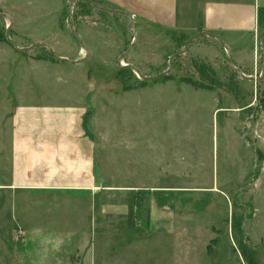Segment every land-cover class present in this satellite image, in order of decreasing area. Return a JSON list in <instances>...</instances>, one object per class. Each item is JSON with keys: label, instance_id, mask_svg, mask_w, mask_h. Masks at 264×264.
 <instances>
[{"label": "rangeland", "instance_id": "obj_1", "mask_svg": "<svg viewBox=\"0 0 264 264\" xmlns=\"http://www.w3.org/2000/svg\"><path fill=\"white\" fill-rule=\"evenodd\" d=\"M34 2L0 0V35H8L9 41L23 49L19 56L22 79L11 83V90L8 84L0 83V189L9 184L11 172L14 90L23 92L20 99L24 103L49 104L74 101L83 88L81 94L92 91L86 108L93 115L84 129L86 133L91 130L95 137L104 178L102 188L119 189L102 190L96 197L99 207L94 214L104 219L111 213L126 226L111 234L116 239H106L110 231L104 223L101 234L97 231L94 239L89 230L90 239L83 240L82 252L77 246L80 239H35L29 235L27 211L30 205L44 206L45 197L36 199L21 190L15 198L19 204L16 207L21 209L16 217L26 225L11 228L8 234V221H3L0 264H144L145 261L125 259L123 255L143 250L165 255L164 264H176L179 251L193 252L199 256L200 264H248L249 259L254 264H264V38L255 65L238 69L243 78L229 65L225 52L210 63L192 58L187 51L171 60L185 47L182 40H177L181 43L178 51L155 52L153 46L142 52L147 43L139 44V34V45L132 44L131 26L122 13H105L86 0H45L37 7ZM9 14L15 16V30L10 29ZM71 17L75 33L80 29H100L103 38L108 39L112 49L99 54L106 59L113 57L114 61L121 56L117 63L102 65L104 62L89 60L72 66L77 79L72 86L65 79L66 63L50 61L47 50L34 40L45 39L46 34L49 37L57 29L64 30L67 34L49 37L55 48L53 54L74 58L76 51L68 49L65 42L67 37L74 38ZM22 28H30L28 37L18 35L16 29L24 31ZM164 38L149 45L167 49L169 37ZM170 38L176 42V35L171 34ZM201 62L205 64L203 68H199ZM50 67L62 71L54 76ZM162 73L173 79L154 82ZM117 76L125 81L121 83ZM183 78L211 87L194 90L212 91L215 109L210 111L204 96L187 89L176 103V80L182 86L189 85L181 81ZM141 81L146 83L139 86ZM125 86L133 88L124 90ZM210 114L228 129L219 125L220 129L214 131ZM158 165L168 174H156ZM146 186H189L192 190H176L162 199L149 195L148 206L162 205L161 215L169 229L164 234L151 235V239H122L136 235L142 227L146 218ZM4 191L0 190V202L12 205L14 197ZM176 239H190L191 243L179 247ZM88 253L91 256L86 258ZM206 253H212V258Z\"/></svg>", "mask_w": 264, "mask_h": 264}, {"label": "crops", "instance_id": "obj_2", "mask_svg": "<svg viewBox=\"0 0 264 264\" xmlns=\"http://www.w3.org/2000/svg\"><path fill=\"white\" fill-rule=\"evenodd\" d=\"M35 1L33 3L34 7H37L35 6L36 4L45 2V0ZM86 1L93 7L102 9L105 13H122L131 26L133 34L132 44L134 46L139 44L142 46V43H147L145 44L146 46H143L144 50L141 48L142 52L153 46L152 49L156 50L155 52L168 49H176L178 51L181 43L179 44L177 40H182L184 46L188 45L187 54L204 63H210L217 58H221L224 52L228 55L225 50L226 47L230 52L231 62L233 61L232 65L233 67L235 65L236 69L253 67L260 54L264 38V0ZM14 17L11 15L13 19L9 18L10 29L15 30L13 27L15 25ZM22 29L25 32L21 29H16L18 30V35L22 34L28 37V33H31L30 28ZM70 31L74 34V38L67 37L68 39L65 40L66 46L68 49L76 51L77 56L74 58L60 56L62 59H67L68 62H59L62 64L66 63L68 75L65 76V79L72 86L77 82L75 74L72 72V66L80 65L89 60L104 62L102 65H106L109 62L113 63L114 59L113 57L106 59L103 54H99L101 52L106 53L112 49L111 44L107 43L108 39L105 40L103 38L104 35L100 29L97 31L80 29L77 33L71 29ZM63 34L67 33L64 30L57 29L56 32L49 33V37L50 35ZM139 34H141L142 39L141 43L138 44ZM171 34L176 35L175 43L170 38ZM47 35L45 39L34 40L35 42L39 41L36 44L43 45V47L54 53L53 41ZM167 36L170 41L167 49L149 45V42L153 44L152 41L161 37L165 39L164 37ZM12 43V47L0 44V83L8 84L9 90H11V83H15L18 78L22 79L20 76L19 56L21 54L20 51L23 49L17 47L14 41ZM120 57L115 58L114 63H117ZM59 70L62 71V69ZM59 70L53 67L49 68L50 73H55L54 76L59 75ZM65 70L63 71L64 74L67 72ZM179 86L180 89L178 88ZM186 89L196 95L204 96L209 102L210 111L215 109L212 91L201 89L196 91L194 87L191 88L189 85H180L177 80L176 103L178 99H181V95ZM81 91L74 101L34 104L24 103L20 99L21 91L17 92L16 89L14 90L15 95L12 93L13 98L11 97L15 101V106L11 113V172L9 184L7 187L4 186L3 189H0L5 190L4 193L6 195L14 197L12 205L11 202H9V206L0 202L2 204H0V227H5L3 221H8L6 225V228H9L8 234H10L11 228H19V225L22 227H24L23 224L26 225L22 222L19 223L17 220V211L20 216L21 209L16 207H19V204L15 201V198H18L21 194L20 191L25 190L28 195L36 199L45 197L46 203L41 207L30 205L28 208L29 222L27 227L30 237H35V239H80L81 241L77 245L80 252L85 246L83 240L90 239L89 230L94 233L92 238L94 239L95 233L97 231L100 233L104 223V226L110 231L106 239H116L111 234H117L118 228H125L126 226L124 221L122 223L121 221L118 222L117 217L110 215L111 213L104 219H101V215L94 214V209L99 207L96 204L98 194L102 190L114 192L119 189L115 187L102 188L103 183L101 181L104 178L102 177V166L100 165V156L95 137L91 130L86 133L84 129V122L89 121L93 115L92 111L86 108L90 104V92L92 91L87 92V94H84V91L81 94ZM201 103H204L203 99ZM198 105L201 104L198 102ZM210 117L214 131L220 129L218 128L219 125L221 129H228V127L219 124L216 120V115L212 117L210 114ZM224 157L227 158V156ZM216 171L214 164V178H217ZM154 172L156 174L161 172L168 174L159 165ZM187 187L189 186H184V188H176V186H154L148 188L146 186L147 192L144 203L146 218L142 227L136 235L131 234L130 238L124 237L122 239H151V235L166 233L169 225L161 215L163 207L160 203L149 207L148 196L153 195L162 199V197H169L175 194L173 192H176V190H192ZM130 189H126V191H131ZM5 217L7 218L5 219ZM7 219H11V222ZM176 241L179 247L191 243L190 239H176ZM115 248L117 249V247ZM178 254L176 255V264H200L198 262L199 256L195 257L196 255L191 251H179ZM123 255H125V259L130 257L132 260L137 258L140 261H145L144 264H164L165 260V255L150 254L146 250L141 253H131L130 255L123 253ZM206 255L211 258L213 256L212 253H206ZM90 256V253H88L86 258ZM123 264H127V262Z\"/></svg>", "mask_w": 264, "mask_h": 264}, {"label": "trees", "instance_id": "obj_3", "mask_svg": "<svg viewBox=\"0 0 264 264\" xmlns=\"http://www.w3.org/2000/svg\"><path fill=\"white\" fill-rule=\"evenodd\" d=\"M0 43H5V44H8V45H13V43L11 41L8 40V35H5L3 34L2 36L0 35ZM43 47V46H41ZM46 50H47V53L48 55L50 56L51 60L50 61H55V62H58V60L55 58L54 54L46 47H44ZM195 62V61H194ZM200 62V61H199ZM195 64V63H194ZM205 64L201 62V64L199 65V68H203ZM200 74L201 73V70H200ZM118 79L120 80L121 83H123L125 80L123 78H120L119 76H117ZM173 77H171L170 75H165V76H162L160 79H156V80H153L154 82H156L157 80H172ZM205 79V78H204ZM182 82L186 83V84H189L191 86H193L194 88H202V89H207V90H211V87H207V86H203L202 84H198L188 78H183L181 80ZM142 83H140L139 86H143L144 81H141ZM136 87V86H135ZM133 87H124V90H129V89H132ZM85 123L86 121L84 122V126H85ZM248 264H254L253 262H251V259L248 260Z\"/></svg>", "mask_w": 264, "mask_h": 264}, {"label": "water", "instance_id": "obj_4", "mask_svg": "<svg viewBox=\"0 0 264 264\" xmlns=\"http://www.w3.org/2000/svg\"><path fill=\"white\" fill-rule=\"evenodd\" d=\"M69 7H70V10H71V4H70V2H69ZM68 11V13H69V16H71V11ZM71 19V26H70V29L73 31L74 30V27H73V20H72V17L70 18ZM37 45H39V44H37ZM43 46V45H42ZM186 47H187V44L185 45V47L183 48V50L181 51V52H178V53H176V54H174L173 55V57H172V59L171 60H173L175 57H177V56H179L180 54H182V53H185V51H186ZM225 50H226V52L228 53V57H229V65L232 67V69L233 70H235L237 73H239V74H241L240 73V71L238 70V69H236L235 67H233V65H232V62H231V57H230V52H229V50L225 47ZM55 56V55H54ZM55 58L58 60V61H65V62H68V60L67 59H62V58H60V57H56L55 56ZM171 62V61H170ZM118 65H120V63L118 64ZM121 66V65H120ZM263 72H264V65H263ZM137 73V75H139V73L138 72H136ZM165 75V73H162L161 74V76H164ZM241 76H243L242 74H241ZM144 78V77H143ZM243 78H244V76H243ZM245 78H247V77H245ZM249 79H253V78H249Z\"/></svg>", "mask_w": 264, "mask_h": 264}]
</instances>
